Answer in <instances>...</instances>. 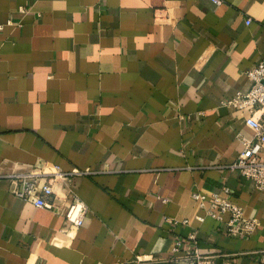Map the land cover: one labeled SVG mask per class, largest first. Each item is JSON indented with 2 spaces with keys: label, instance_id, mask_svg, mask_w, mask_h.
<instances>
[{
  "label": "crops",
  "instance_id": "crops-1",
  "mask_svg": "<svg viewBox=\"0 0 264 264\" xmlns=\"http://www.w3.org/2000/svg\"><path fill=\"white\" fill-rule=\"evenodd\" d=\"M261 60L264 0H0V264H169L192 233L204 256L264 264V189L230 167L255 132L226 103ZM55 166L54 208L12 194ZM225 186L251 236L198 219L193 192Z\"/></svg>",
  "mask_w": 264,
  "mask_h": 264
},
{
  "label": "built area",
  "instance_id": "built-area-1",
  "mask_svg": "<svg viewBox=\"0 0 264 264\" xmlns=\"http://www.w3.org/2000/svg\"><path fill=\"white\" fill-rule=\"evenodd\" d=\"M221 4L222 0H213ZM248 77L252 80V86L247 92H239L237 96L226 101L233 107L248 112L246 123L255 132L253 139L243 142V149L231 168L237 170L242 176L254 181L259 189H264V60L254 64L247 70ZM55 171L34 169L25 174H18L12 178V194L34 204L37 207L52 209L55 207L53 199V180L55 176H63L58 166ZM83 174L84 171L76 172ZM71 200L65 211L67 221L74 227H81L87 212L86 204L73 191L70 192ZM231 190L225 186L221 191H213L210 195L195 190L193 198L199 202L204 210V215L198 216L200 221L206 217L224 222L230 236H251L258 226V221L245 215L244 208L232 200L229 195ZM228 216L225 219V216ZM169 223L188 224V219L168 218ZM192 244L184 239L176 238L171 256L167 260L169 264H234L230 260L218 262L212 256L201 254L196 241V234H190ZM185 252L184 255H180ZM141 258H138L140 260Z\"/></svg>",
  "mask_w": 264,
  "mask_h": 264
}]
</instances>
